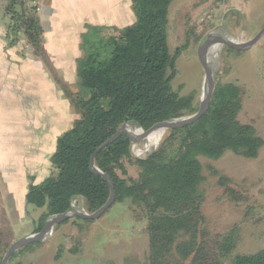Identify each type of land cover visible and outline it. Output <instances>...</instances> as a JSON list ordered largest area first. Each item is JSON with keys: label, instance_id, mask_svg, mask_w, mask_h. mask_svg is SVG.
<instances>
[{"label": "trees", "instance_id": "1", "mask_svg": "<svg viewBox=\"0 0 264 264\" xmlns=\"http://www.w3.org/2000/svg\"><path fill=\"white\" fill-rule=\"evenodd\" d=\"M175 1L130 0L135 17L132 24L94 28L83 36L76 75L86 93L71 95L64 91L78 117L57 135L48 158L49 175L38 182L29 179L26 203L43 209L34 222L33 233L40 232L52 216L71 209L73 202L76 210L86 214L105 205L109 187L92 173L90 159L123 125L124 129H141L143 134L161 122L197 113L201 102L198 93L181 94L183 86L176 89L173 85L177 59L190 47L189 36L174 50L167 41L168 17ZM34 3L0 0L1 18L6 22V52L17 50V45L25 41L36 56L44 54L46 39ZM223 51L240 53L227 47ZM244 94L241 85L217 80L206 113L191 125L164 130L159 145L144 158L133 156L125 136L96 154L94 167L113 183L114 203L129 201L145 212L147 264H264V250L231 256L238 246V229L208 236L203 228L206 178L200 159L216 162L231 153L254 160L264 146L254 126L237 119ZM157 132L145 139L152 142ZM127 133L136 137L133 131ZM210 170L212 175L218 174ZM130 171H135V176ZM219 179L226 183V178ZM93 221L73 218L56 225L69 224L77 231L68 236L73 242L66 248L69 254H80L86 226L90 225L85 222ZM7 247L0 235V261ZM64 247L59 244L55 260L60 259ZM16 253L8 264H23L12 260Z\"/></svg>", "mask_w": 264, "mask_h": 264}, {"label": "rangeland", "instance_id": "2", "mask_svg": "<svg viewBox=\"0 0 264 264\" xmlns=\"http://www.w3.org/2000/svg\"><path fill=\"white\" fill-rule=\"evenodd\" d=\"M103 1L35 0L38 22L46 39L44 54L37 56L25 41L10 54L5 52L6 22L1 18L0 4V142L10 148L5 152V160L15 158L16 152L23 154V141L29 139L25 137L29 132L24 129L41 130L45 154L48 143L78 117L64 91L71 95L86 93L76 75L83 54V36L94 28H120L135 19L129 0H109L106 4ZM168 20L167 41L171 50L183 44L186 36L190 40V47L177 59L173 85L176 89L183 86L181 94L196 91L200 101L207 82L196 60L199 45L206 38L220 37L238 44L252 40L264 26V0H176ZM223 48L213 46L204 53V59L215 81L242 86L245 94L237 119L253 125L264 140V35L239 55L226 54ZM38 138L33 132L30 139ZM151 145L145 138L132 142L133 156L144 158L155 148ZM140 152L142 157L135 156ZM200 162L206 178L204 231L213 236L238 229V246L231 256L264 250V146L254 160L226 153L216 162L203 158ZM210 168L218 174L212 175ZM135 174L130 171L131 176ZM220 177L227 179L225 184ZM75 208L73 202L72 209ZM35 211L40 213L43 209ZM85 223L90 225L86 226L87 236L81 242L79 255L66 251L73 244L68 236L77 234L68 224L55 225L42 242L23 247L12 260L23 264H147V218L139 207L129 201L114 203L100 218ZM9 237L4 233L2 238L7 248L15 242ZM61 243L66 247L60 259L55 260Z\"/></svg>", "mask_w": 264, "mask_h": 264}, {"label": "crops", "instance_id": "3", "mask_svg": "<svg viewBox=\"0 0 264 264\" xmlns=\"http://www.w3.org/2000/svg\"><path fill=\"white\" fill-rule=\"evenodd\" d=\"M103 2L106 4L109 0ZM8 62L11 63V61ZM24 130L29 132L25 133V137L29 139L23 141L25 147L22 149L23 158H21L23 154L20 155L16 152V159L11 157L10 161L5 160V152L10 148L0 142V148H3L0 149V235L4 238V233H6L13 241L33 233L34 222L40 213L26 203L28 183L31 178L35 182L41 181L50 172L51 168L46 160L54 149L57 137L55 136L53 141L48 143L44 154V141L41 138V130H32L31 128ZM33 132L39 137L35 141L30 139Z\"/></svg>", "mask_w": 264, "mask_h": 264}, {"label": "water", "instance_id": "4", "mask_svg": "<svg viewBox=\"0 0 264 264\" xmlns=\"http://www.w3.org/2000/svg\"><path fill=\"white\" fill-rule=\"evenodd\" d=\"M264 35V26L260 29V31L252 38V40L246 42V43H235L232 41H228L222 38H206L204 41L199 45V48L197 49L196 53V60H198V63H200L203 72H204V78L207 82V88L206 93L204 94V97L200 100V105L198 108V111L196 114L180 118V120H173V121H166L161 122L160 124H157L153 126L151 129L144 131V133L141 136L134 137L126 132L125 125H123L121 128H119L105 143H103L92 155L90 159V167L91 171L94 175H97L101 177L108 185L109 187V198L108 201L105 203L103 207H101L99 210L94 212L93 214H86L83 211H76L74 209H69L68 211L64 212L63 214L52 216L49 218L43 228L38 233H33L26 235L14 243H12L9 248H7L6 252L4 253L0 264H7L9 258L17 252L19 249H22L25 246H28L30 244L34 243H40L42 242L47 235L50 234L53 227L57 225L58 223L67 220V219H73V218H79L81 220H96L100 216L103 215L104 212H106L111 205L114 203L115 200V193H114V186L111 180L104 174H102L98 169L94 167V158L96 154L101 151L103 148L111 144L113 141H115L120 136H125L128 138L130 143L136 142L139 140L144 139L147 135H149L151 132L156 130H167V129H180L181 127H185L188 125H191L195 123L200 117L206 113L208 110L209 104H210V98L212 95V91L214 89L216 81L214 80L213 72L211 70V67L208 65L207 61L204 59V53L211 49L213 46H224L227 48H230L234 51L240 52L247 50L253 46H255L261 39V37Z\"/></svg>", "mask_w": 264, "mask_h": 264}, {"label": "bare ground", "instance_id": "5", "mask_svg": "<svg viewBox=\"0 0 264 264\" xmlns=\"http://www.w3.org/2000/svg\"><path fill=\"white\" fill-rule=\"evenodd\" d=\"M220 46V45H219ZM219 46H216V49L217 48H219ZM126 130V132H129V131H133V132H135L136 133V137H138V136H141L142 135V130L141 129H138V128H135V127H128V128H126L125 129ZM141 130V131H140ZM156 131H158L157 132V135L155 136V138L153 139V141L151 142L152 143V145L151 146H153V147H155L154 149H156V147L159 145V142H160V140H161V138L163 137V135H164V130L163 129H160V130H156ZM134 149V148H133ZM153 149V150H154ZM149 150V149H148ZM148 150H146V151H143V153L144 152H147ZM134 151V150H133ZM143 153H135L138 157H142V154Z\"/></svg>", "mask_w": 264, "mask_h": 264}]
</instances>
